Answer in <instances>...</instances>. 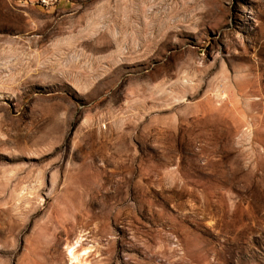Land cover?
Returning a JSON list of instances; mask_svg holds the SVG:
<instances>
[{
	"label": "rangeland",
	"instance_id": "obj_1",
	"mask_svg": "<svg viewBox=\"0 0 264 264\" xmlns=\"http://www.w3.org/2000/svg\"><path fill=\"white\" fill-rule=\"evenodd\" d=\"M0 264H264V0H0Z\"/></svg>",
	"mask_w": 264,
	"mask_h": 264
}]
</instances>
